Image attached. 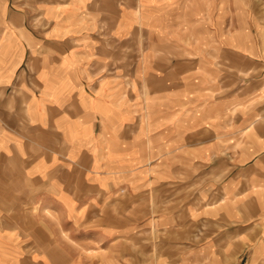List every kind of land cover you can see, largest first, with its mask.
Masks as SVG:
<instances>
[{"label": "crops", "instance_id": "1", "mask_svg": "<svg viewBox=\"0 0 264 264\" xmlns=\"http://www.w3.org/2000/svg\"><path fill=\"white\" fill-rule=\"evenodd\" d=\"M10 1L0 0V244L7 246L19 242L12 232L2 234L3 228L13 226L10 219H16L6 214L11 210L27 213L28 224L35 229L45 231L54 225L58 232L61 224L70 230L75 224L90 223L95 209L102 214L113 206L116 211L117 201L137 189V180L156 162L163 164L166 156L183 155L200 145L198 139L183 141L200 131L206 117L201 119L199 106L182 111L178 97L167 96L168 90L178 93L179 82L186 79L178 76L180 65L175 62L154 72L147 69L146 53L132 72L141 100L132 103L125 94L129 69L124 62L115 67L113 58L114 44L123 46L129 34L128 11L119 0L18 2L17 7L42 13L36 25L34 12L21 11ZM202 1L138 0L132 14L133 27L143 31L138 43L171 46L196 41L184 18ZM226 1L216 0L214 6ZM233 37L237 44L239 33ZM198 59L188 71L204 75L211 67L198 64ZM203 75L198 78L207 82ZM120 77L125 79L116 80ZM188 86L185 92L194 96L197 92ZM214 102L207 97L201 102L210 115ZM186 166L182 162L181 167ZM218 202L209 196L195 210L209 207L210 215L231 221L234 203L225 194ZM187 203L189 210L192 202ZM25 214L21 215L26 219ZM236 229L229 226L228 231ZM109 235L112 242L121 237ZM93 237V231H83L71 240L92 243ZM12 251L0 247V264L17 263L10 260Z\"/></svg>", "mask_w": 264, "mask_h": 264}, {"label": "rangeland", "instance_id": "2", "mask_svg": "<svg viewBox=\"0 0 264 264\" xmlns=\"http://www.w3.org/2000/svg\"><path fill=\"white\" fill-rule=\"evenodd\" d=\"M20 1L10 2L21 11L34 12L33 24H38L42 13L17 7ZM119 1L128 11L129 34L123 46L114 44L113 58L115 67L124 62L129 69L130 87L125 94L132 103L141 100L132 72L143 53L147 54V69L154 72L176 62L178 76L186 79L179 82L178 93L167 89V96H177L182 111L196 106L202 109L200 117H206L199 127L203 130L188 140L184 136L187 141H183L198 139L200 145L183 155L166 156L163 164L156 162L137 180L140 186L117 201L116 211L113 206L102 214L95 209L90 223L75 224L71 231L63 224L59 232L54 225L45 231L35 229L28 224L27 213L9 211L6 214L16 218L9 224L20 227L3 228L2 234L12 232L19 242L0 247L13 250L12 258L6 253L7 259L16 264H264V0H229L216 7V0L202 1L184 18L198 39L171 46L138 43L143 31L133 27L132 16L138 0ZM235 33H239L237 44ZM197 59L198 64L211 67L206 74L195 69L189 73ZM201 75L207 82L198 78ZM120 79L125 78L116 80ZM188 85L197 92L194 96L185 92ZM196 86H204L201 90L206 91L200 92ZM206 97L216 101L210 105L212 115L201 104ZM182 162L188 169L181 167ZM224 194L234 203L231 221L224 215H210L209 207L195 210L209 196L220 204ZM186 202H192L191 209H185ZM31 213L39 222L36 210ZM235 218H240L235 220L237 224ZM229 226L239 229L228 231ZM83 231H93L92 243L71 240ZM109 233L121 237L108 241Z\"/></svg>", "mask_w": 264, "mask_h": 264}, {"label": "bare ground", "instance_id": "3", "mask_svg": "<svg viewBox=\"0 0 264 264\" xmlns=\"http://www.w3.org/2000/svg\"><path fill=\"white\" fill-rule=\"evenodd\" d=\"M150 165V164H149Z\"/></svg>", "mask_w": 264, "mask_h": 264}]
</instances>
